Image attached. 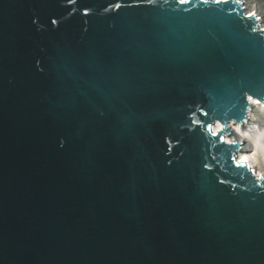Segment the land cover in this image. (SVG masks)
<instances>
[{
  "label": "water",
  "instance_id": "95a60500",
  "mask_svg": "<svg viewBox=\"0 0 264 264\" xmlns=\"http://www.w3.org/2000/svg\"><path fill=\"white\" fill-rule=\"evenodd\" d=\"M247 97L235 0H0V264H264Z\"/></svg>",
  "mask_w": 264,
  "mask_h": 264
},
{
  "label": "bare ground",
  "instance_id": "6f19581e",
  "mask_svg": "<svg viewBox=\"0 0 264 264\" xmlns=\"http://www.w3.org/2000/svg\"><path fill=\"white\" fill-rule=\"evenodd\" d=\"M213 2L216 0H206ZM233 2V0H219ZM247 15V17L257 18L255 22L257 28L264 31V0H235ZM242 5H241V4ZM248 10V11H247ZM248 99V97H247ZM249 105L247 116H244L242 123L236 125L229 121L226 128L229 134L226 143H236L240 145L238 159L250 166L256 177H264V104L258 103L253 98L248 99ZM215 131H222V124L217 122L214 125ZM236 141V142H234Z\"/></svg>",
  "mask_w": 264,
  "mask_h": 264
},
{
  "label": "clouds",
  "instance_id": "9594fccd",
  "mask_svg": "<svg viewBox=\"0 0 264 264\" xmlns=\"http://www.w3.org/2000/svg\"><path fill=\"white\" fill-rule=\"evenodd\" d=\"M218 2H219V0H218ZM224 2V1H223ZM241 4V3H240ZM241 8V7H240ZM246 15V14H245ZM247 16V15H246ZM251 17H253V16H251ZM256 19V17L254 16V20ZM248 99L249 100H251L252 98L251 97H248Z\"/></svg>",
  "mask_w": 264,
  "mask_h": 264
},
{
  "label": "snow or ice",
  "instance_id": "6c2138e0",
  "mask_svg": "<svg viewBox=\"0 0 264 264\" xmlns=\"http://www.w3.org/2000/svg\"><path fill=\"white\" fill-rule=\"evenodd\" d=\"M53 23H55V21H53ZM220 139L223 140V136H221Z\"/></svg>",
  "mask_w": 264,
  "mask_h": 264
},
{
  "label": "rangeland",
  "instance_id": "374dc122",
  "mask_svg": "<svg viewBox=\"0 0 264 264\" xmlns=\"http://www.w3.org/2000/svg\"><path fill=\"white\" fill-rule=\"evenodd\" d=\"M242 5V4H241ZM248 11V10H247ZM246 13V12H245ZM256 18H257V16H256ZM234 142H236V141H234Z\"/></svg>",
  "mask_w": 264,
  "mask_h": 264
}]
</instances>
